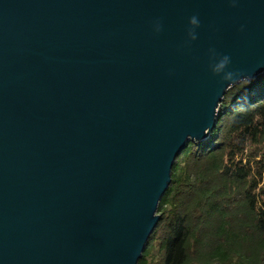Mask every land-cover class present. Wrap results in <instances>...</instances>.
<instances>
[{"label": "water", "instance_id": "water-1", "mask_svg": "<svg viewBox=\"0 0 264 264\" xmlns=\"http://www.w3.org/2000/svg\"><path fill=\"white\" fill-rule=\"evenodd\" d=\"M209 48L262 74L264 0H0V264H137L175 158L241 82Z\"/></svg>", "mask_w": 264, "mask_h": 264}, {"label": "trees", "instance_id": "trees-1", "mask_svg": "<svg viewBox=\"0 0 264 264\" xmlns=\"http://www.w3.org/2000/svg\"><path fill=\"white\" fill-rule=\"evenodd\" d=\"M137 264H264V72L224 95L175 158Z\"/></svg>", "mask_w": 264, "mask_h": 264}, {"label": "clouds", "instance_id": "clouds-1", "mask_svg": "<svg viewBox=\"0 0 264 264\" xmlns=\"http://www.w3.org/2000/svg\"><path fill=\"white\" fill-rule=\"evenodd\" d=\"M230 3L235 6L236 0H230ZM200 26V21L197 15H192L188 18V27L186 29V41L185 44H190L197 39L196 29ZM153 30L155 33L161 31V25L159 22L154 24ZM209 68L213 77H218V83L220 84H235L242 81L245 77H241L239 69L230 68L232 64V58L230 55L217 52L215 48L208 49ZM240 77L238 80L237 78Z\"/></svg>", "mask_w": 264, "mask_h": 264}]
</instances>
